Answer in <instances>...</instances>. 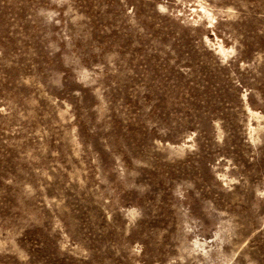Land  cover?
I'll use <instances>...</instances> for the list:
<instances>
[{
    "label": "rangeland",
    "instance_id": "rangeland-1",
    "mask_svg": "<svg viewBox=\"0 0 264 264\" xmlns=\"http://www.w3.org/2000/svg\"><path fill=\"white\" fill-rule=\"evenodd\" d=\"M0 264H264V0H0Z\"/></svg>",
    "mask_w": 264,
    "mask_h": 264
}]
</instances>
